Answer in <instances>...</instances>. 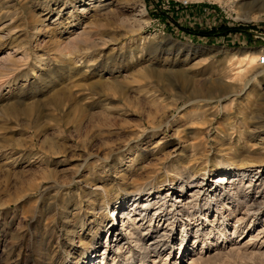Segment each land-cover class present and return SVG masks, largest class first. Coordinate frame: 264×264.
Listing matches in <instances>:
<instances>
[{
  "label": "rangeland",
  "instance_id": "rangeland-1",
  "mask_svg": "<svg viewBox=\"0 0 264 264\" xmlns=\"http://www.w3.org/2000/svg\"><path fill=\"white\" fill-rule=\"evenodd\" d=\"M262 4L0 0V264H192L202 241L196 264H264V18L244 16ZM214 167L208 191L243 168L239 200L228 180L207 222L153 223L188 237L141 260L129 200L189 199Z\"/></svg>",
  "mask_w": 264,
  "mask_h": 264
},
{
  "label": "bare ground",
  "instance_id": "bare-ground-1",
  "mask_svg": "<svg viewBox=\"0 0 264 264\" xmlns=\"http://www.w3.org/2000/svg\"><path fill=\"white\" fill-rule=\"evenodd\" d=\"M217 1H220V0H217ZM256 8H257L255 10L256 13H254L253 15H251L252 14L251 12L250 13H248V12L245 13L244 14L245 19H252V20H261V19H263L264 18V4H262V5H260L259 7H256ZM109 44H113L112 41H110ZM255 62H256L255 58L249 57V63H250V64H248L249 66L246 69L239 71L236 74L237 77L235 76L238 79H243V78L247 79L248 78L245 83L243 82L244 83L243 84V91L246 89V87L248 85H251V84L253 85V84L257 83V80H258L257 77L258 76L256 74L253 73L252 75H250V77L247 76V74L250 72L249 70L252 69V65ZM258 168H261V167H258ZM242 169L241 168H240V170L239 169H233L235 172H232V171L230 172V170H227V169H226L225 172L222 171L221 172V177L219 178L220 180L218 181V184H219L218 187H214V188L211 187V190L208 191V189H205V188H203L201 186L204 184V181L210 179V177L212 176L211 173L218 172L219 169L214 167L213 171L210 170V171L207 172L206 178L205 177L203 178V180L200 183V185H196V187H195L196 188L195 189L196 192L194 193V195H191L189 197L190 201H189V199L187 197V194L185 195V192L187 191L186 190L187 188L193 187L194 184H191V183H187V185H185V186H184V184H182L183 186L182 187L180 186L179 187L180 189H178V191L176 193H175V189H173V183H171L169 185L170 189L168 191V194L166 196H164V197H157L156 196L157 198L154 199V203H150L153 199L149 200V198H148V199L145 200V197L143 195H141L140 192H139L140 194H138V193L134 194L133 198L129 200V203H130L129 208H130V210L128 212V216L126 217L127 220L124 219L122 221V223H123L122 225H123V227H125L124 230L127 231L129 229V224H130V223H128V221H131L132 226H137V225L140 224L138 227L135 228L134 232L129 234L130 235L129 239L134 238L133 236L136 235L137 237H135V240H131V241H133V243H135V246H136L135 248H137V245L139 246V243H141L143 245L142 248L138 247V249L142 250L143 254H144L143 257H141V260L144 259V258L149 257L150 253L158 254V252L161 250V248H163V247L164 248H168V247L171 246V244L175 245V244L179 243V252H180V250L183 248V245H184V243H185V241H186V239L188 237L187 233L184 234L185 233V228H183V230H181L183 235H181L179 240H177V239L174 240V239H172L173 238V232H174V230H173L174 224L169 222L168 226H166L162 230H159L158 227L157 228H152V224L153 223L154 224L157 223L159 225L162 222V220L165 219V217H169V216H171V218L169 220L166 219V222L172 220L175 217H177L178 220L185 221V222H188V223H193V224L198 223L202 219H203L204 222H207V219H206L207 217H205L204 213H201L200 210H201V208H204L205 213L206 214L209 213V210L211 209V203H213V202H215V204H216L214 207H216V211L217 212H219V209H220L219 207L220 206H223L224 208H226V204H224V202H225V200H229L230 198L224 199V201H223V200L219 199V197H220L219 194L222 193V196L225 195V192H223L221 188L224 185L223 190H226L227 187H225V185L228 184L227 183L228 180H230L228 188H231V190L234 191L233 192L234 198L239 200V198H240L239 186L243 183L242 176H244V171L241 172ZM230 173H233V174L237 173V174H234V175L231 176ZM226 177H229V178L226 179ZM251 183H252L251 180H249L248 184L250 185ZM206 186H207V184H206ZM171 190H172V192L169 193ZM217 190H219L218 196H216ZM206 192H209V193L206 195L205 194ZM229 192H230V189H229ZM178 193H180L181 196L176 198L177 201L173 202L171 199H173V196L177 195ZM200 195L203 197L202 200L200 201V203L202 202V205H200V203L198 204V199H199ZM147 196L150 197L149 193H148ZM169 196H170V199L167 200V197H169ZM185 196L187 198H185ZM209 196H210V198H209ZM185 201H187V202L185 203ZM169 203H170V205L167 206ZM177 203H179V204L180 203L181 204L184 203V205L180 206V207L177 206L176 209H173ZM254 203H255V199L254 198H251V197L246 198V196L242 197L241 201H239V204L240 205L242 204L241 206H244V208L246 207L247 210H251V206ZM119 204H121V202ZM139 205H140V207H139ZM195 207L197 208V210L195 212L194 211L189 212L190 210L194 209ZM151 208H153L152 209V211H153L152 215L150 214L151 212H148V211H150L149 209H151ZM167 209H169V210L167 211V213H165L164 211L167 210ZM122 215H125V214L122 213ZM125 221H127V224H126ZM225 223L226 222L223 220L222 225H221L223 228H222V230L219 231V233H220L219 235L220 236H219L218 239H221L222 237H225L224 239L228 238V235H226V233H225V230H226L225 229ZM236 223H238V220L235 221V224ZM145 224H148V226L146 228L144 227V229H143V232L145 231L146 233L141 234L140 233L141 232L140 229L143 228V226ZM80 225H82V222H80ZM113 225H114V222L111 221L109 223V226H110L109 228L110 229L107 230L108 233L111 232V233H109L110 234V237H109V242L110 243L108 244V247H110V245H112V246L114 245V247H116V251L120 252L123 249V246L121 244L123 239H122V241L118 242L119 235H117L112 230ZM169 226H170V228H169L170 230L168 229ZM196 227L198 228L197 225L195 226V228ZM263 228H264V225H263ZM198 232H199V230L195 231V234H197ZM169 233H171V235H169ZM237 233L238 232L234 230V232L232 233V237H233V235H235ZM72 236H74V234H72ZM206 236H208V234ZM111 240H114V241H111ZM171 241H172V243H171ZM70 242H73V238H71ZM196 243L197 242H194L193 246H195V245L197 246ZM206 245H207L206 241H202L201 242V246L202 247H201L200 252L197 254V256L195 258H193V259L191 258V263L192 264H196L197 262H201L203 260V256H199V255L202 253V250L206 247ZM81 247H83V253L82 254L84 255L85 254L84 252L86 251L84 242L81 244ZM103 255H105V253H103ZM211 258L213 259L215 257H211L210 256L209 259H211ZM103 260L104 259H102V261ZM112 260L114 262L115 259H112ZM102 261L100 263L92 261V262H90L88 264H103ZM124 264H132V263H124Z\"/></svg>",
  "mask_w": 264,
  "mask_h": 264
},
{
  "label": "trees",
  "instance_id": "trees-1",
  "mask_svg": "<svg viewBox=\"0 0 264 264\" xmlns=\"http://www.w3.org/2000/svg\"><path fill=\"white\" fill-rule=\"evenodd\" d=\"M185 33L190 34V32H185ZM193 35H196V34H193Z\"/></svg>",
  "mask_w": 264,
  "mask_h": 264
}]
</instances>
